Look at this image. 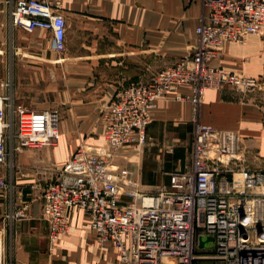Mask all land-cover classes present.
I'll return each mask as SVG.
<instances>
[{"label": "built area", "instance_id": "1", "mask_svg": "<svg viewBox=\"0 0 264 264\" xmlns=\"http://www.w3.org/2000/svg\"><path fill=\"white\" fill-rule=\"evenodd\" d=\"M12 26L49 33L54 52L65 50L66 22L53 0H6ZM207 13L195 28L191 52L147 80L117 88L100 114L102 145L82 144L43 189L42 218L53 244L69 231L74 213L88 216L96 241L117 250L121 264H264V171L243 165L244 139L235 131L194 122L190 165L167 173L168 184L142 192L121 148L140 146L157 102L180 86L196 107L207 89L246 94L259 79L214 64L227 43L242 44L264 31V0H202ZM15 126L10 135L12 121ZM58 109L33 110L0 90V164L11 168L14 153L52 146L59 138ZM123 160H127L124 156ZM11 183L0 176V191ZM23 219V209L9 214ZM213 239L211 254H198L199 238ZM0 264H4L0 235Z\"/></svg>", "mask_w": 264, "mask_h": 264}, {"label": "crops", "instance_id": "2", "mask_svg": "<svg viewBox=\"0 0 264 264\" xmlns=\"http://www.w3.org/2000/svg\"><path fill=\"white\" fill-rule=\"evenodd\" d=\"M53 1L66 22L62 53L51 49L47 31L26 33L12 26L9 6L0 0V22L2 17L8 24L14 50L38 48L41 59L57 53L63 74L56 97L61 114L57 142L14 153L11 168L0 164V176L11 183L10 190L0 191L4 264H121L114 247L99 245L82 213H74L69 231L50 244L42 218L43 189L78 146L104 144L100 114L117 88L147 80L191 52L195 28L207 10L202 0ZM14 61L21 71L33 67ZM214 64L259 79V87L246 94L207 89L196 107L175 99L189 94V86L159 100L146 130V154L137 165L125 162L142 192L156 193L167 186L168 172L190 165L194 122L237 132L246 148L243 165L264 171V31L246 36L242 44H225ZM35 89L25 86L24 93ZM20 209L25 218L9 217Z\"/></svg>", "mask_w": 264, "mask_h": 264}, {"label": "rangeland", "instance_id": "3", "mask_svg": "<svg viewBox=\"0 0 264 264\" xmlns=\"http://www.w3.org/2000/svg\"><path fill=\"white\" fill-rule=\"evenodd\" d=\"M27 33V32H26ZM9 26L1 17L0 22V89L8 95L13 103L22 104L29 109L39 110L41 108H56V97L63 86V74L57 67L55 60L58 54H47L40 58V50L38 48L17 47L14 50L13 43L10 40ZM16 58L17 63L26 62L33 67L21 71L20 65L14 64ZM21 67V66H20ZM25 86H32L35 92L24 93ZM12 121V120H11ZM15 126L12 121L10 135L14 132ZM147 140L140 146H131L121 148L117 154L123 163L137 165L146 154ZM124 152V153H123ZM127 160H123V157ZM13 158V157H12ZM213 242H208L202 250H198V254H211L213 252ZM194 264H222L220 262L198 259Z\"/></svg>", "mask_w": 264, "mask_h": 264}, {"label": "water", "instance_id": "4", "mask_svg": "<svg viewBox=\"0 0 264 264\" xmlns=\"http://www.w3.org/2000/svg\"><path fill=\"white\" fill-rule=\"evenodd\" d=\"M213 239L211 237H204V238H199V246L204 247V245L208 242H212Z\"/></svg>", "mask_w": 264, "mask_h": 264}]
</instances>
